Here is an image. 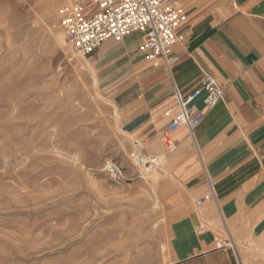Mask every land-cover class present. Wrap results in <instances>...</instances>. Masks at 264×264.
I'll list each match as a JSON object with an SVG mask.
<instances>
[{
	"label": "rangeland",
	"instance_id": "374dc122",
	"mask_svg": "<svg viewBox=\"0 0 264 264\" xmlns=\"http://www.w3.org/2000/svg\"><path fill=\"white\" fill-rule=\"evenodd\" d=\"M73 1L0 0V264H264L228 239V255L195 253L210 228L188 222L167 151L127 128L116 72L62 42ZM135 141L161 161L148 175Z\"/></svg>",
	"mask_w": 264,
	"mask_h": 264
},
{
	"label": "crops",
	"instance_id": "0c3cea01",
	"mask_svg": "<svg viewBox=\"0 0 264 264\" xmlns=\"http://www.w3.org/2000/svg\"><path fill=\"white\" fill-rule=\"evenodd\" d=\"M187 15L179 29L184 41L173 48L177 58L170 72L152 68L138 52L139 36L106 42L91 54L122 80L116 102L127 128L151 146L167 151L165 167L171 180L185 190L181 205L191 225L204 223L208 248L196 254H229L231 240L242 254L264 248V0H178ZM213 76L223 89L222 100L205 112L192 136L186 128L172 135L170 151L160 140L175 110L173 87L194 90L202 75ZM202 92L193 106L203 108ZM154 148V150L152 149ZM214 187V200L198 213L192 201ZM174 206L177 201L173 200ZM201 233V234H202ZM254 248L249 252L248 243ZM240 252H238L239 254Z\"/></svg>",
	"mask_w": 264,
	"mask_h": 264
},
{
	"label": "built area",
	"instance_id": "2783aa9c",
	"mask_svg": "<svg viewBox=\"0 0 264 264\" xmlns=\"http://www.w3.org/2000/svg\"><path fill=\"white\" fill-rule=\"evenodd\" d=\"M58 20L65 40L81 56H89L106 42H121L125 37L139 36L138 52L152 68H165L170 72L177 58L173 48L184 41L179 29L185 24L187 15L178 0H84L73 1L61 6ZM205 93L203 108L196 109L193 103ZM175 110H168V119L160 134L161 142L170 151L176 145L172 135L186 128L192 136L202 122L205 112L212 110L223 97V89L210 75H202L198 86L188 94L173 87ZM131 158L135 165L146 171L159 165L158 157L147 154L143 142L135 141ZM115 175L121 172L108 164ZM214 187L208 181V192L195 200L200 210L206 202L214 200Z\"/></svg>",
	"mask_w": 264,
	"mask_h": 264
},
{
	"label": "bare ground",
	"instance_id": "6f19581e",
	"mask_svg": "<svg viewBox=\"0 0 264 264\" xmlns=\"http://www.w3.org/2000/svg\"><path fill=\"white\" fill-rule=\"evenodd\" d=\"M64 39H65V37H64ZM62 42L66 44V41H65V40H63ZM89 70H90V72L92 73V80H93L92 82H93L94 85H96V83H97V82H96V81H97V76H96V74H95V72H94L93 67L90 66V65H89ZM158 159H159V158H158ZM160 162H161V161H159V163H160ZM146 172H147L146 175H148L151 171L148 170V171H146ZM152 176H155V174H153ZM152 176H151V177H152ZM230 245H231V244H230Z\"/></svg>",
	"mask_w": 264,
	"mask_h": 264
}]
</instances>
